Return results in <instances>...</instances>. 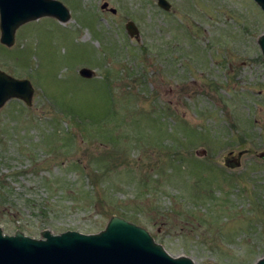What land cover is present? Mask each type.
<instances>
[{"label":"rangeland","instance_id":"374dc122","mask_svg":"<svg viewBox=\"0 0 264 264\" xmlns=\"http://www.w3.org/2000/svg\"><path fill=\"white\" fill-rule=\"evenodd\" d=\"M60 1L68 21L45 16L21 25L12 46L0 41V69L34 87L32 105L12 98L0 109L4 233H99L120 216L174 257L256 263L264 11L254 0H168L170 10ZM232 155L239 166L227 165Z\"/></svg>","mask_w":264,"mask_h":264},{"label":"water","instance_id":"95a60500","mask_svg":"<svg viewBox=\"0 0 264 264\" xmlns=\"http://www.w3.org/2000/svg\"><path fill=\"white\" fill-rule=\"evenodd\" d=\"M264 11V0H254ZM158 5L170 10L168 0H158ZM101 9L110 8L105 1ZM51 16L60 22L71 18L69 8L60 0H0V41L6 46L15 42L16 30L23 24ZM131 37H139L140 30L135 21L126 23ZM264 58V34L258 38ZM79 73L92 78L93 69L82 67ZM34 87L29 79L16 78L0 69V109L12 99H22L32 105ZM206 155L205 149L196 152ZM241 155V154H240ZM239 155V156H240ZM264 158V152L259 154ZM227 161L230 167L240 165V160ZM0 264H195L187 257H174L157 243L151 233L120 216H113L105 229L99 233H82L67 230L54 234L42 231V238H35L17 230L14 235L5 234L0 227ZM254 264H264V256Z\"/></svg>","mask_w":264,"mask_h":264},{"label":"flooded vegetation","instance_id":"af4514ba","mask_svg":"<svg viewBox=\"0 0 264 264\" xmlns=\"http://www.w3.org/2000/svg\"><path fill=\"white\" fill-rule=\"evenodd\" d=\"M229 160H230V161H233V160L236 161L237 159H236V156L232 155V156L229 157L226 161H229Z\"/></svg>","mask_w":264,"mask_h":264}]
</instances>
